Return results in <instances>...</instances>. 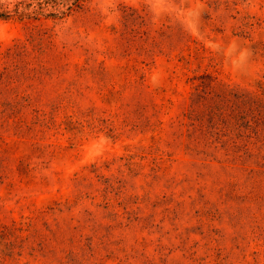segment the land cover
<instances>
[{
  "label": "rangeland",
  "instance_id": "1",
  "mask_svg": "<svg viewBox=\"0 0 264 264\" xmlns=\"http://www.w3.org/2000/svg\"><path fill=\"white\" fill-rule=\"evenodd\" d=\"M0 264H264V0H0Z\"/></svg>",
  "mask_w": 264,
  "mask_h": 264
}]
</instances>
